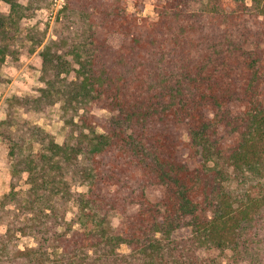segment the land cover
I'll return each mask as SVG.
<instances>
[{
  "label": "trees",
  "instance_id": "trees-1",
  "mask_svg": "<svg viewBox=\"0 0 264 264\" xmlns=\"http://www.w3.org/2000/svg\"><path fill=\"white\" fill-rule=\"evenodd\" d=\"M0 1V52L40 59L16 106L59 105L68 125L58 143L0 123V264H264V0H154L153 18L143 0H64L50 36L20 22L55 0Z\"/></svg>",
  "mask_w": 264,
  "mask_h": 264
},
{
  "label": "rangeland",
  "instance_id": "rangeland-1",
  "mask_svg": "<svg viewBox=\"0 0 264 264\" xmlns=\"http://www.w3.org/2000/svg\"><path fill=\"white\" fill-rule=\"evenodd\" d=\"M22 2L26 0H20ZM64 0H55L53 14L50 17L47 11H38L34 14L33 18L23 20L20 22V26L29 27L38 20H41L42 26L48 27V36H50L53 24L54 16L58 9L62 7ZM128 10L135 12L136 8L132 0L126 2ZM9 6L0 1V12L8 13ZM142 16L155 17L154 12V0H143ZM121 38L115 36L111 38L113 44H118ZM20 45V42L19 44ZM21 46V45H20ZM40 59L38 54L26 55L20 54L19 59H15L10 55H4L0 52V123L7 117L13 115L15 120L19 122L20 117L28 118L40 125L46 132H48L53 139L58 143H63L67 132L68 125L63 119L62 112L59 105L51 106L47 111L33 112L25 111L24 109L16 106L15 96H24L26 94H37V88L40 87ZM95 113L99 117H107L110 113L106 110H95ZM21 122V121H20ZM34 151L39 150L40 145L35 143L30 146ZM8 150L9 144L4 137L0 136V196L2 193L8 190L9 187V163H8ZM160 188H151L147 191V195L150 200L157 202L161 196ZM122 221V216L113 215L109 218L108 227L116 229ZM188 228H182L175 232L176 236H185L189 233ZM36 245V241L33 237L27 235H19L16 240V247L18 249H26L27 247H33ZM119 252H128L126 244L119 246Z\"/></svg>",
  "mask_w": 264,
  "mask_h": 264
}]
</instances>
